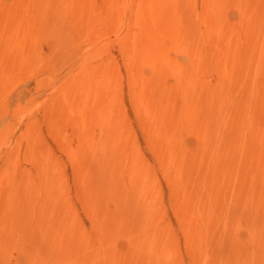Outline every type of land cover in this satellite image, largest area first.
Here are the masks:
<instances>
[{"label": "rangeland", "instance_id": "374dc122", "mask_svg": "<svg viewBox=\"0 0 264 264\" xmlns=\"http://www.w3.org/2000/svg\"><path fill=\"white\" fill-rule=\"evenodd\" d=\"M0 264H264V0H0Z\"/></svg>", "mask_w": 264, "mask_h": 264}]
</instances>
